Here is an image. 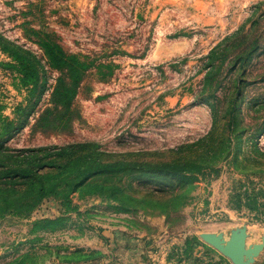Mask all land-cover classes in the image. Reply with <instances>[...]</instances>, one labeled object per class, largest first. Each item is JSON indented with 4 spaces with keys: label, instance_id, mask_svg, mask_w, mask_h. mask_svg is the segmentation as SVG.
<instances>
[{
    "label": "rangeland",
    "instance_id": "1",
    "mask_svg": "<svg viewBox=\"0 0 264 264\" xmlns=\"http://www.w3.org/2000/svg\"><path fill=\"white\" fill-rule=\"evenodd\" d=\"M0 33L44 84L0 49V264H233L202 235L262 242L264 0H0ZM43 42L85 64L74 89Z\"/></svg>",
    "mask_w": 264,
    "mask_h": 264
},
{
    "label": "trees",
    "instance_id": "2",
    "mask_svg": "<svg viewBox=\"0 0 264 264\" xmlns=\"http://www.w3.org/2000/svg\"><path fill=\"white\" fill-rule=\"evenodd\" d=\"M43 48L46 57L50 64L57 69L65 70L73 83V89L77 86L81 76L85 72V64L77 56H67L63 50L56 44L51 42H43L40 44ZM0 49L3 53L9 55L15 62L18 63L20 68L19 73L22 75V85L30 88V93L37 92L38 88L44 84H41L43 77L38 68L39 62L35 60V63L27 58L26 54L19 52L15 46L9 45V43L3 38L0 33ZM66 97V96H65ZM47 150V149H45ZM15 175L22 176L23 178H31L32 170L20 169L14 170ZM13 177H17L14 176ZM41 193L44 189H41Z\"/></svg>",
    "mask_w": 264,
    "mask_h": 264
},
{
    "label": "water",
    "instance_id": "3",
    "mask_svg": "<svg viewBox=\"0 0 264 264\" xmlns=\"http://www.w3.org/2000/svg\"><path fill=\"white\" fill-rule=\"evenodd\" d=\"M247 228L234 230L226 240L222 234H203L202 239L216 248L233 264H254L255 259L264 251V239L261 243L248 245Z\"/></svg>",
    "mask_w": 264,
    "mask_h": 264
},
{
    "label": "crops",
    "instance_id": "4",
    "mask_svg": "<svg viewBox=\"0 0 264 264\" xmlns=\"http://www.w3.org/2000/svg\"><path fill=\"white\" fill-rule=\"evenodd\" d=\"M247 232H248V235H249L248 240H247V244L248 245L261 243V241H250L249 240L250 239V231L247 230ZM254 264H264V251L261 252V254L255 259Z\"/></svg>",
    "mask_w": 264,
    "mask_h": 264
}]
</instances>
